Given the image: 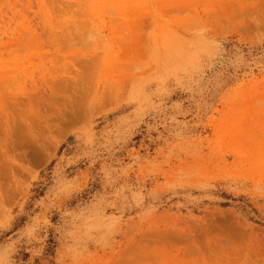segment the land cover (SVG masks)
<instances>
[{
  "label": "rangeland",
  "instance_id": "1",
  "mask_svg": "<svg viewBox=\"0 0 264 264\" xmlns=\"http://www.w3.org/2000/svg\"><path fill=\"white\" fill-rule=\"evenodd\" d=\"M0 264H264V0H0Z\"/></svg>",
  "mask_w": 264,
  "mask_h": 264
}]
</instances>
